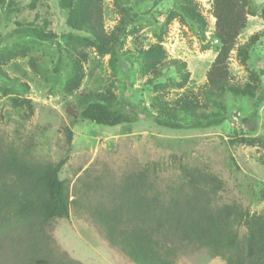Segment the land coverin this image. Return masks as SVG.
Listing matches in <instances>:
<instances>
[{"label":"rangeland","instance_id":"374dc122","mask_svg":"<svg viewBox=\"0 0 264 264\" xmlns=\"http://www.w3.org/2000/svg\"><path fill=\"white\" fill-rule=\"evenodd\" d=\"M211 1L196 0L198 24L184 14L181 0H101L103 35L114 41L98 47L66 37L87 33L68 27L61 0H2L0 83L9 94L0 93V148H21L36 162L67 159L59 179L68 186L69 216L43 228L57 256L80 264H135L107 242L89 212L117 205L122 187L138 177L151 187L149 196L158 192L167 200L181 185L183 170L210 174L221 182L212 205L237 204L264 216V166L256 146L264 138V0L249 2L246 26L228 59L234 82L251 85L254 94H224L225 109L215 107L224 116L221 125L171 130L141 116L133 124L106 127L81 116L83 96L92 94L117 106L134 102L153 115L183 96L194 95L201 105L198 92L220 48ZM18 25L55 38H7ZM249 42L245 67L236 49ZM153 46L162 48V56L147 54ZM174 59L186 64L187 81L170 63ZM164 237L176 248L173 264H225L206 247ZM19 238L24 240L12 234L0 238V264H20Z\"/></svg>","mask_w":264,"mask_h":264},{"label":"trees","instance_id":"16d2710c","mask_svg":"<svg viewBox=\"0 0 264 264\" xmlns=\"http://www.w3.org/2000/svg\"><path fill=\"white\" fill-rule=\"evenodd\" d=\"M250 1H211L215 18L213 35L220 48L206 73V82L199 89L204 99L201 105L194 95L183 96L153 115L134 102L124 101L117 106L105 95L92 94L83 96L86 106L81 111L82 118L106 127L133 124L141 116L152 117L157 126L171 130H206L221 125L224 116L217 108L225 109L221 103L224 94L242 97L254 94L251 85L234 82L228 69L229 54L250 14ZM101 3V0H61V7L68 10V27L87 33L86 36L68 34V39L98 47H104L105 41H114L103 35ZM180 5L191 21L198 24L202 21L196 0H181ZM13 35H33L41 41L55 38L37 28L20 25L6 37ZM250 48L249 42L236 49L237 58L245 67ZM162 51L160 46H153L147 54L159 58ZM170 63L181 80L187 81L186 64L175 59ZM54 71H58L57 65ZM0 93L9 94L1 83ZM180 113L190 119L183 121L178 116ZM65 131L69 138L70 132ZM256 146L260 152L257 161L264 166V138ZM66 161L62 158L55 163L36 162L21 148H0V238L9 234L24 236V240L19 238L22 245L24 241L19 253L20 264H80L57 256L43 234V228L50 221L69 216L68 186L59 179ZM182 176L181 185L167 200L158 192L149 196L151 187L143 177L129 181L117 194V205L94 207L90 217L102 229L107 242L135 264H173L177 251L162 240L167 234L180 242L206 247L225 264H264V216L250 214L237 204L221 208L212 205L217 190L221 189V182L213 175L185 169Z\"/></svg>","mask_w":264,"mask_h":264}]
</instances>
